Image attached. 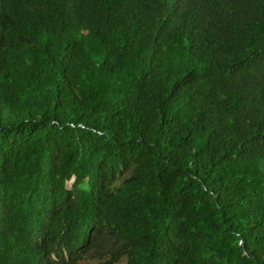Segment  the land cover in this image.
Listing matches in <instances>:
<instances>
[{
  "label": "trees",
  "instance_id": "16d2710c",
  "mask_svg": "<svg viewBox=\"0 0 264 264\" xmlns=\"http://www.w3.org/2000/svg\"><path fill=\"white\" fill-rule=\"evenodd\" d=\"M0 264H264V0H0Z\"/></svg>",
  "mask_w": 264,
  "mask_h": 264
},
{
  "label": "water",
  "instance_id": "95a60500",
  "mask_svg": "<svg viewBox=\"0 0 264 264\" xmlns=\"http://www.w3.org/2000/svg\"><path fill=\"white\" fill-rule=\"evenodd\" d=\"M72 181H73V180H71V181L69 182V184L72 183Z\"/></svg>",
  "mask_w": 264,
  "mask_h": 264
},
{
  "label": "rangeland",
  "instance_id": "374dc122",
  "mask_svg": "<svg viewBox=\"0 0 264 264\" xmlns=\"http://www.w3.org/2000/svg\"><path fill=\"white\" fill-rule=\"evenodd\" d=\"M70 185V184H69Z\"/></svg>",
  "mask_w": 264,
  "mask_h": 264
}]
</instances>
